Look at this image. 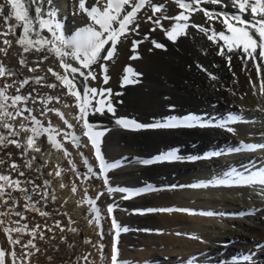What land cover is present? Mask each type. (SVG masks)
<instances>
[{
  "label": "bare ground",
  "instance_id": "obj_1",
  "mask_svg": "<svg viewBox=\"0 0 264 264\" xmlns=\"http://www.w3.org/2000/svg\"><path fill=\"white\" fill-rule=\"evenodd\" d=\"M151 3L163 5V8L153 14L152 8L146 5L138 13L136 23L139 28L130 32L126 39L121 38L110 60L101 61L107 69L108 82H104L105 73L99 64L92 65L96 78L89 77L86 81L90 88L97 89L94 97L89 96L91 103L86 119L96 126L93 132H104L101 151L106 162L118 164L104 174H99L94 149L83 135L85 129L77 124L79 107L75 97L64 95L67 89L47 72L52 67L63 74L64 69L59 67V60L47 51L24 53L15 43L16 37L22 33L20 27L16 29L15 36L9 34L0 37V41H13L7 55L0 53V62L16 72L7 79L8 83L16 82L9 92L15 94L19 82L29 78V84L21 89L20 94L28 95L31 92L32 97L36 98L35 103L32 99L27 103L33 109L32 114L41 120L44 127H48L50 121L56 130L50 129L39 137L37 144L41 151L28 152L29 157H36L33 168L23 167L21 170L25 176L19 177L22 181L30 179L41 185L36 192H32L33 185L24 186L29 189L33 200L39 201L36 207L47 211L49 215L41 217L37 212L26 211L22 206L26 202L22 199V193H12L20 202L18 210L27 217L20 223H27L29 228L39 224L45 231V239L37 238L35 241L40 251L32 250L34 254L27 264H87L80 258L88 254L94 264H110L116 231L112 227L113 218L121 229L118 237L119 264H232L230 260L239 264H264V195L261 194L264 186L258 183H216L235 172L248 175L257 170L264 171V149L236 150L242 144L264 145V94L260 91L261 82L264 81V67L258 74L256 64L260 63L259 59L246 60L245 54L239 50L227 52L230 42L220 40L219 37L210 40L208 37L212 31H201L193 26L200 25L217 33L224 31L228 34L226 26L221 22L222 15L220 19L209 20L203 11L189 13L180 9L175 0H151ZM96 4L97 0H86L88 8ZM200 7L213 13L239 15L233 0H219L218 3L204 0ZM49 9L55 10L53 23L61 25L68 39L73 38L80 28L92 23L87 14L79 9V0H52L51 5H45L44 11ZM5 11H10V8ZM181 11L190 16L187 21L189 26L185 29L186 34L171 40L166 30L185 23L171 19ZM149 16L153 19L149 20ZM244 18L250 20L251 16L246 13ZM157 19L163 27L154 23ZM15 23L13 17L9 24ZM6 30L3 18L0 17V31ZM41 35L50 37L51 33L44 29ZM134 40L141 41L135 48L132 46ZM153 42L163 47L157 48ZM0 47L7 46L0 43ZM221 47H224L226 56L219 54ZM43 55H48L49 59L40 64L36 72H29L27 67L19 63L23 56L28 67H35ZM227 56H231L230 62ZM68 62L79 67L70 58ZM82 70L88 72V69ZM37 75L46 76V81L36 84L32 78ZM4 83L5 80L0 79V86ZM48 83H56L58 87L49 88L46 86ZM76 83L78 88L85 83L79 73L76 74ZM104 89L111 91L101 95L100 91ZM47 96L61 97L60 102L53 100L47 107L59 109L64 119L51 111L46 116L40 115L44 104L39 98ZM109 103L117 107L115 115L105 111L103 115L93 114V107H104ZM65 104L68 107H64ZM190 116L197 117L199 124L205 126L148 127L168 118L182 121ZM121 118L135 120L145 127L126 128L116 123ZM64 120L73 127L69 128ZM20 122L21 118H17L14 123L18 126ZM24 122L30 125V121ZM64 132L70 134L67 140H64ZM25 135L22 132L20 138L23 139ZM48 135H53L63 144V148L70 153L67 158L63 149L56 150L49 144ZM72 135L80 139L77 148L70 143ZM172 150L181 159H156ZM21 151L10 145L7 149H0V158L10 164L12 160L5 153L11 152L12 159L23 165L25 159L20 155ZM85 159L98 176L84 178L83 174L88 172ZM143 161L153 163L145 164ZM58 165L61 171L59 177L54 174ZM73 165L76 171L72 170ZM50 172L53 175H48ZM0 174L17 177L16 172L4 165H0ZM88 175L91 176L90 173ZM105 176L107 185L104 183ZM45 180L49 181L47 185L44 184ZM73 186L76 187L75 193L72 191ZM145 187L153 191H142ZM109 188L113 191L109 192ZM85 189L91 198L103 193L96 201L99 228L94 219L96 213L84 202ZM45 192L48 193L46 200L41 198ZM129 192H138L139 195L125 198ZM52 196H55V200L51 199ZM108 205L114 206L112 214L107 213ZM206 212H212L213 215L201 214ZM69 217L74 222L70 225ZM11 219L19 218L12 216ZM89 219H93L91 225ZM57 220L66 229L63 233L55 228ZM45 224L52 227L53 231L44 229ZM68 227L77 231L69 232ZM100 231L103 232V239L98 235ZM17 235L21 236L22 243L31 238L26 233H13L14 237ZM61 236L66 239L62 241ZM85 240H91L92 243H85ZM69 244H72L71 248ZM0 247L11 248L2 230ZM16 251L20 253L19 246ZM246 253L249 257L244 259Z\"/></svg>",
  "mask_w": 264,
  "mask_h": 264
},
{
  "label": "snow or ice",
  "instance_id": "obj_2",
  "mask_svg": "<svg viewBox=\"0 0 264 264\" xmlns=\"http://www.w3.org/2000/svg\"><path fill=\"white\" fill-rule=\"evenodd\" d=\"M180 9H183L189 13H194L196 11H203L205 16L209 20L220 19V16H223L221 22L226 26L227 33L221 31L219 33L211 29H205L200 25H193L197 28H200L201 31H212V35H209L210 40H215L216 37H219L220 40L230 42L227 47V52L242 51L245 54L246 60L256 61L259 59L260 63L256 64L257 72L259 74L260 69L264 67V0H233V5L238 8L239 15L233 14L229 15L227 13H213L209 10L202 9L200 5L204 0H175ZM212 3H218L219 0H209ZM52 0H0V17L3 18L4 26L7 28L6 31H0V37H6L9 34L15 36L16 29L18 27L22 28V33L16 37L15 43L18 44L24 53L36 52L40 53L47 51L52 53L59 60V67L64 69L63 74L58 71H55L52 67L47 69V72L51 73L53 77L60 84L67 89V92L64 95H71L75 97L77 106L79 107V113L77 114L76 120L83 131V135L88 138L92 148L94 149V155L99 164V174H104L111 168L117 167L118 164H110L106 162L102 151H101V137H103V131H95L93 129L96 127L94 124H91L86 119L88 115V109L90 106L89 96H95L97 94L96 88H90L86 81L89 77L92 79L96 78L94 71L92 70V65L99 64V67L104 71V82H108L107 69L101 61L110 60L117 49L118 43L121 42V38H127V35L130 32H135L139 28V24L136 23L138 19V13L147 5L152 8L153 14L160 12L163 8V5H153L151 0H97V4L88 8L86 7V0H79V9L87 14L91 19L92 23L86 27L80 28L76 35L68 39L64 36L61 25L58 22L53 23L56 17V12L54 9H49L44 11L45 5H51ZM6 8H10V11H5ZM130 9V10H128ZM185 11H181L177 16L172 17L176 21H184L183 24H177L171 30H166V34L169 39L176 40L178 36L186 34L185 29L189 26L187 21L190 19L189 15L185 14ZM34 14H30L33 13ZM250 14L251 19H245V14ZM14 17L16 23L9 24V21ZM167 18V17H166ZM149 20H152V16L148 17ZM157 25L163 27L160 24V20L157 19L154 21ZM134 25V26H133ZM238 25H242L240 27ZM98 26V27H97ZM133 26V27H130ZM47 29L51 36L41 35V31ZM3 45L7 47H0V53L7 55L8 49L11 48L13 41L9 39H3L0 41ZM141 41L134 40L132 42L133 48H135ZM155 43V42H153ZM107 46V47H106ZM155 47H163V45L155 43ZM259 49V51H257ZM219 54L226 56L227 53L224 50V47L220 48ZM69 58L73 61H76L79 64V67H74L72 63H69ZM136 58V57H132ZM48 55H43L40 57L39 62L35 67H28V62L23 56L20 58V65L27 67L29 72H36L39 69L40 64L48 60ZM229 62L231 61V56H227ZM82 69H88V72L85 73ZM128 71H131L128 69ZM79 73L83 77L85 83L81 85L80 88L77 87L76 83V74ZM16 72L8 68L3 62H0V79H4L5 83L0 86V149H7L10 145H14L17 149H22L20 155L25 159L23 165L17 164L13 157V153L6 152L5 155L12 160L9 164L7 160L0 158V165H4L7 168H10L13 172L17 173V177L14 178L10 174H0V230H2L8 240L10 249H5L0 247V264H27L29 258L35 252H39L40 248L37 246L35 241L38 239H45V231L41 228V225L36 224L34 227L29 228L27 223L21 224L20 221L26 220L27 217L24 215V212L18 210V204L20 203L12 195L13 192L19 191L22 193V199L26 201L23 203V208L26 211L37 212L41 217H47L49 213L47 211L37 208L36 204L39 201H34L32 195L29 194V189L24 185H33L32 192H36L37 189L41 188V185L36 184L35 181L26 179L20 180L19 177H24L25 172L21 169L26 167L28 169L33 168V161L36 160L35 156L29 157V150L34 152H40L41 148L37 144V140L44 133H48L53 129L51 122H48V127H44L41 120L37 118L36 115H33V109L27 106L29 99H32V102H36V98L32 97L31 92L28 95H22L21 89L25 85L29 84V78H24L19 82L18 86L15 88V94L10 93L9 89L16 84L15 81L8 83L7 79ZM214 78V77H213ZM36 84H41L42 81H46V76H35L32 78ZM127 79V78H125ZM43 86V85H42ZM49 88L56 89L58 85L56 83H48L46 85ZM35 91V89H33ZM82 91V95H81ZM110 92V89H104L100 91L102 95L103 92ZM260 91L264 94V81L261 82ZM41 103L44 104V110L40 112V115L46 116L47 112H55L57 115L64 119L63 114L59 109L48 108L47 105L51 101L55 100L60 102V96H47L39 98ZM101 105L103 101L100 102ZM64 107H68L67 104ZM107 111L115 114V110L112 108L109 103L107 106ZM93 114L100 113L104 114L103 107H93ZM24 113H28L27 116ZM17 118H21V122L17 126L14 122ZM24 121H30V125L26 124ZM196 121V123H192ZM64 123L72 128L73 125L69 124L67 120H64ZM116 123L122 125L126 128L139 129L145 127L140 123H137L135 120H125L117 119ZM199 124V119L194 116L185 117L182 121H177L175 118H168L163 122H156L148 127L154 128H177V127H195ZM203 127L205 125L199 124ZM221 127L223 125H220ZM232 131V129H228ZM25 133L23 139H21V133ZM60 134V133H57ZM69 133L64 132V140H67ZM49 144L56 149H63L64 156L67 158L70 153L67 149L63 148V144L58 142L53 135H48L47 137ZM72 143L79 147L80 139L78 136L72 135ZM257 148L264 149V145L257 144H242L237 151L248 150L254 151ZM83 155V153H81ZM159 161L165 160H178L181 159L176 154L175 150L163 153L156 158ZM71 164L72 161H69ZM145 164L153 163V161H143ZM84 164L88 168V172L83 174L84 178L91 179L92 176H98L97 172L93 171V167L88 164V161L85 159ZM73 171H76L75 165H73ZM91 174L89 176L88 174ZM55 176L59 177L61 171L59 170V165L55 171ZM48 175H53V173H48ZM79 176L80 174L77 173ZM49 181L45 180L44 184L47 185ZM105 185L108 184L107 177H104ZM216 183L221 185H249L258 183L261 186H264V171L257 170L256 172L249 173L245 175L244 173L235 172L232 176H229L227 179H220ZM206 186V185H205ZM61 187H64L61 184ZM72 191L75 193L76 187L73 186ZM109 192H112L113 189L109 188ZM119 191H127L126 189H119ZM142 191H153L150 187H145ZM261 194L264 195V187H262ZM103 193H99L95 198L87 196V189H85V201L90 206V210L96 213L94 217L97 227H100L99 220V209L96 207V201L100 199V196ZM139 195L138 192H129L128 196L125 198H130L131 196ZM48 193L45 192L42 199H47ZM52 200H55V196L51 197ZM11 201V203H9ZM79 203V202H78ZM114 211L113 205H108L107 213L112 214ZM151 211V210H149ZM161 211H170V209H161ZM179 211H191L188 209H180ZM203 215L212 216V212L201 213ZM67 215V213H65ZM16 216L18 220H12L11 217ZM74 223L71 218L68 219V224ZM93 223V219H89V224ZM16 225V226H12ZM44 229H47L48 232H52L53 228L45 224ZM112 227L116 230L115 236L112 242V254L110 257V264H119V248H118V237L120 234V226L116 223L115 219L112 220ZM55 228H58L61 233L66 229L61 225L59 220L55 221ZM126 230V229H124ZM67 231L75 233L77 229L68 227ZM13 233L19 234H28L30 239L22 243L21 236H13ZM101 239H103V232L98 233ZM195 238V237H193ZM60 239L63 241L66 238L61 236ZM85 243H92L91 240H85ZM19 246L21 249L18 254L16 247ZM94 247L96 245H93ZM69 248L72 247V244L68 245ZM101 258L103 259V245H100ZM89 255H84L80 259H83L87 264H94V261L89 260Z\"/></svg>",
  "mask_w": 264,
  "mask_h": 264
},
{
  "label": "rangeland",
  "instance_id": "obj_3",
  "mask_svg": "<svg viewBox=\"0 0 264 264\" xmlns=\"http://www.w3.org/2000/svg\"><path fill=\"white\" fill-rule=\"evenodd\" d=\"M107 47V46H106ZM108 106V105H107ZM107 106H104L103 108L105 109L104 111L105 112H107L108 114H112V116H113V113H111V112H108L107 111ZM112 106V108L115 110V112L117 111V107L116 106H113V105H111ZM116 114V113H115ZM114 114V115H115ZM70 143L75 147V148H77V146H75L73 143H72V137L70 138ZM243 257H244V259H247L248 257H249V254L248 253H246L245 255H243ZM229 262H232V264H239L238 262H236V261H229ZM137 264V263H136Z\"/></svg>",
  "mask_w": 264,
  "mask_h": 264
}]
</instances>
